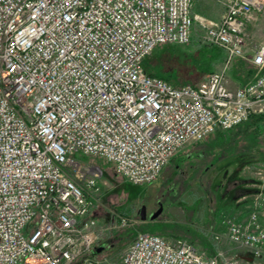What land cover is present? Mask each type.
Returning <instances> with one entry per match:
<instances>
[{"label": "built area", "instance_id": "2783aa9c", "mask_svg": "<svg viewBox=\"0 0 264 264\" xmlns=\"http://www.w3.org/2000/svg\"><path fill=\"white\" fill-rule=\"evenodd\" d=\"M213 1L222 16L202 40L224 51L223 66L174 87L144 63L158 47L190 42L195 0H0V264H111L96 253L106 230L91 218L105 172L77 154L148 186L190 145L264 115V45L247 40L262 0ZM238 59L257 73L233 89ZM260 181L248 220L213 230L216 255L142 232L121 264H264Z\"/></svg>", "mask_w": 264, "mask_h": 264}, {"label": "rangeland", "instance_id": "374dc122", "mask_svg": "<svg viewBox=\"0 0 264 264\" xmlns=\"http://www.w3.org/2000/svg\"><path fill=\"white\" fill-rule=\"evenodd\" d=\"M262 4L261 9L256 11L255 22L247 30L250 49L264 45V0ZM210 22L215 21L198 19L188 44L159 47L147 59V63L153 66L157 74L176 79V83L181 82V85L197 84L209 73L219 71L225 60L221 62L222 51L202 40ZM238 66L255 70L248 60H243L238 65L234 64L230 72L233 78L239 76ZM256 73L257 70L254 71V77ZM239 130H250L249 135L245 139H239L236 138L235 132H231L235 138L211 139L190 145L178 154L160 178L149 186H134L117 176L113 166L105 160L77 154L76 161L101 166L105 172L107 186L104 187L100 205L91 215L98 228L106 230L97 243V249L103 248L98 253L99 258L106 257L111 264H121L123 253L136 234L153 232L152 227L156 225L167 226L161 234L168 240L182 236L194 239V242L208 243L207 241L213 238V227L218 216L227 215L225 219H231L235 198L242 193L233 185L236 181L234 175L237 166L246 169L249 184L255 185L261 178L264 182V173L262 176L258 175L259 170L264 171V119ZM198 147L206 149L204 158L195 153L188 160L186 155H183L185 151L196 152ZM230 166L234 167L231 172ZM220 183L224 185L222 189L219 188ZM163 194V212L155 222H151L149 216L158 211L157 200ZM143 206L149 211L146 220L141 218L140 211ZM119 217L129 219L130 224L120 228L116 224ZM261 222L264 225V216L261 217ZM110 224H115V228L107 231ZM222 248L229 250L235 247L224 242L221 244ZM220 264L224 262L221 261Z\"/></svg>", "mask_w": 264, "mask_h": 264}, {"label": "crops", "instance_id": "0c3cea01", "mask_svg": "<svg viewBox=\"0 0 264 264\" xmlns=\"http://www.w3.org/2000/svg\"><path fill=\"white\" fill-rule=\"evenodd\" d=\"M222 12H223L222 8L215 1H212V0H195L193 12H192L193 16L195 18L192 36H193L194 31H195V24L198 21V19H200V20L206 19V20L217 22L221 19ZM221 56H222L221 62H223V60L225 59L224 51H222ZM236 67L237 66H235V69H236ZM228 78L230 81V86L233 89H236L238 87H242V86L246 85L245 78L243 76L239 75L238 77L233 78L229 73ZM231 84H233V85H231ZM224 132L225 133L222 135L225 137V139H229L232 137V135H231L232 133H230L229 131H224ZM217 138H218V136L215 135L211 139L216 140ZM211 139H209L208 141H210ZM195 153H196V155L199 154L198 156H200V158H204V156L206 154V149L202 148V147H198L196 152L191 151V153H190L189 151H187V152L185 151V154H183V155H186L187 159L189 160L190 157L192 155H194ZM238 166L236 168L235 175H234L236 181L234 182L233 185H234V187H237L239 190H241L242 193L240 194V196L235 198V206L233 209L234 211H233V214L231 215L233 218L231 217V219H234L235 221L242 223V222H246L248 220L249 215L252 212L254 197L256 194H258L261 191L262 182L260 180H258V183H256L255 185L249 184L248 180H247L248 179V176H247L248 173H247L246 169H244L242 167H238ZM231 167L232 166H230L229 168H231ZM233 168L230 169V172H231V170H233ZM226 178L228 179L227 176H226ZM223 187H224V185L220 183L219 188L222 189ZM244 192H245V194H244ZM226 216L227 215L218 216L217 220L214 223V227H213V230L215 232H218L221 234L226 233L227 229H226V226L223 224V220L225 219ZM228 216H230V215H228ZM207 242L208 243L197 241V242H193L192 244L197 249L202 250L204 252H208V250L210 249V246L208 244H210L218 252L219 248L214 243L213 238ZM227 244H229V243H227ZM216 251H215V253H216Z\"/></svg>", "mask_w": 264, "mask_h": 264}, {"label": "trees", "instance_id": "16d2710c", "mask_svg": "<svg viewBox=\"0 0 264 264\" xmlns=\"http://www.w3.org/2000/svg\"><path fill=\"white\" fill-rule=\"evenodd\" d=\"M165 46H170V45H165ZM161 47H164V46H161ZM159 48V47H158ZM221 50V49H220ZM178 51H181V50H178ZM177 51V52H178ZM222 51V50H221ZM175 52H176V50H175ZM149 58V57H148ZM147 58V59H148ZM147 59H146V61H145V63H144V70H145V72L148 74V75H150V76H153V77H158V78H162V79H164L165 81H167L168 83H170L171 85H173L174 87H181V86H184V85H189V86H194L195 85V83H187V84H180L181 82H178V83H176L177 81H176V79H171L170 77H165V76H161V75H159V74H157L154 70H153V66L150 64V63H147ZM243 62V60H241V59H238L235 63H237V65L238 64H240V63H242ZM245 68V67H244ZM252 68L253 69H255L256 70V68L254 67V66H252ZM249 68L247 67L246 69H243V66L242 67H240V66H238V73H239V75L240 76H243L244 78H245V82H246V84L247 83H249L250 81H252L253 80V78H254V71H252L251 69H249ZM212 73V72H211ZM248 77V78H247ZM264 119V115H262V116H255V117H252L249 121H247V122H245V123H243L242 125H239V126H237V127H235V128H233V129H231V130H229V132L231 133V132H235V134H236V138H241V139H245V137L246 136H248L249 135V131H247V132H243V131H240L239 129H241V128H244V127H246V126H251V125H253V123H255V122H258V121H260V120H263ZM239 131H240V133H239ZM225 132H219V133H217L216 134V136H218V138L217 139H222V140H224L225 139V137L222 135V134H224ZM234 134V133H233ZM233 138H235L234 137V135L232 136ZM231 137V138H232ZM151 222H155V221H151ZM165 228H167V226L166 225H156V226H153L152 227V231L153 232H148V233H152V234H156V235H160V236H162V237H164L163 236V234H161V232H163L164 231V229ZM130 231V230H129ZM146 232V231H145ZM145 232H143V233H145ZM155 232H158V233H155ZM128 233H131V232H128ZM139 233H142V232H139ZM139 233H137L136 234V236L139 234ZM160 233V234H159ZM136 236L134 237V239L136 238ZM165 238V237H164ZM174 238H182V239H185V240H187V241H189V242H191V243H193L195 240L194 239H192V240H190V239H187V238H184V237H182V236H175ZM194 240V241H193ZM209 246H210V249L208 250V252H205L206 253V255L208 256V257H212V256H214L216 253H217V251L214 249V247L212 246V245H210V244H208ZM200 251H202V250H200ZM215 251H216V253H215ZM203 252V251H202Z\"/></svg>", "mask_w": 264, "mask_h": 264}, {"label": "water", "instance_id": "95a60500", "mask_svg": "<svg viewBox=\"0 0 264 264\" xmlns=\"http://www.w3.org/2000/svg\"><path fill=\"white\" fill-rule=\"evenodd\" d=\"M162 212H163V209L160 208L157 212L152 213V214L149 216V220H150V221H154V220H156V219L161 215ZM140 213H141V218H142V220H146V219H147V215H148L146 206H143V207H142ZM102 250H103V248H98L96 252H97V253H100Z\"/></svg>", "mask_w": 264, "mask_h": 264}, {"label": "flooded vegetation", "instance_id": "af4514ba", "mask_svg": "<svg viewBox=\"0 0 264 264\" xmlns=\"http://www.w3.org/2000/svg\"><path fill=\"white\" fill-rule=\"evenodd\" d=\"M164 197V194L162 195V196H160L159 197V199L157 200V203H158V205H159V208H158V210L160 209V208H162V205H161V201H162V198ZM160 202V203H159ZM149 211L147 210V213H148Z\"/></svg>", "mask_w": 264, "mask_h": 264}]
</instances>
